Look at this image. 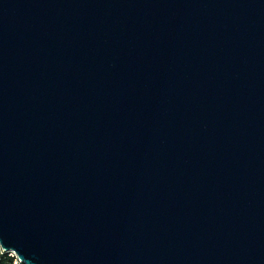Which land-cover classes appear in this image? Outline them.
I'll list each match as a JSON object with an SVG mask.
<instances>
[{
	"label": "water",
	"instance_id": "1",
	"mask_svg": "<svg viewBox=\"0 0 264 264\" xmlns=\"http://www.w3.org/2000/svg\"><path fill=\"white\" fill-rule=\"evenodd\" d=\"M0 243L264 264V0H0Z\"/></svg>",
	"mask_w": 264,
	"mask_h": 264
},
{
	"label": "built area",
	"instance_id": "2",
	"mask_svg": "<svg viewBox=\"0 0 264 264\" xmlns=\"http://www.w3.org/2000/svg\"><path fill=\"white\" fill-rule=\"evenodd\" d=\"M5 254L12 258V264H28L24 260L19 258L18 254L14 250H6L0 243V257Z\"/></svg>",
	"mask_w": 264,
	"mask_h": 264
},
{
	"label": "trees",
	"instance_id": "3",
	"mask_svg": "<svg viewBox=\"0 0 264 264\" xmlns=\"http://www.w3.org/2000/svg\"><path fill=\"white\" fill-rule=\"evenodd\" d=\"M0 264H12V258L7 254L0 257Z\"/></svg>",
	"mask_w": 264,
	"mask_h": 264
}]
</instances>
